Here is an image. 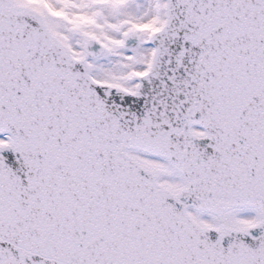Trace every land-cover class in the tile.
<instances>
[{
    "label": "snow or ice",
    "instance_id": "6c2138e0",
    "mask_svg": "<svg viewBox=\"0 0 264 264\" xmlns=\"http://www.w3.org/2000/svg\"><path fill=\"white\" fill-rule=\"evenodd\" d=\"M0 264H264V0H0Z\"/></svg>",
    "mask_w": 264,
    "mask_h": 264
}]
</instances>
